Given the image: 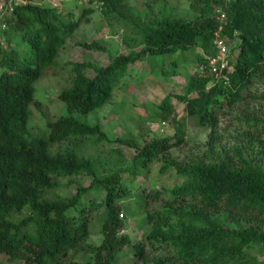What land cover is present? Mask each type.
Segmentation results:
<instances>
[{
	"label": "trees",
	"instance_id": "16d2710c",
	"mask_svg": "<svg viewBox=\"0 0 264 264\" xmlns=\"http://www.w3.org/2000/svg\"><path fill=\"white\" fill-rule=\"evenodd\" d=\"M55 1L0 0V264L4 257L24 264H115L128 245L133 264H264L263 158L253 155L254 135L246 133L242 142L227 146L218 134L224 106H237L244 92L264 78V0H193V18L169 8L170 0H90L106 24L121 28L130 53L103 66L70 63L71 81L59 94L66 113L48 121L44 134L34 135L37 84L59 67L65 46L94 13L90 6L81 18L66 14L47 5ZM220 12L228 20L222 36L237 43L234 71L227 81L195 73L183 94L162 101L153 118L164 127L169 120L175 123L172 137L141 144L131 137L114 139L101 124L85 122L113 101L138 62L162 61L164 81L180 74L194 49L202 51L194 61L207 64L216 55ZM76 45L106 50L98 43ZM174 98L195 126L210 130L207 142L187 160L171 154L187 144ZM251 98L258 100L260 113L245 112L244 118L261 134L264 91ZM115 142L135 150V156L98 149ZM157 162L163 174L174 169L182 185L139 193L133 200L125 175L134 181ZM82 176L92 178L89 187L78 184L72 197L57 194L60 179L73 184ZM90 192L102 201L87 203ZM131 202L141 203L150 227L134 244L121 235L123 211ZM93 228H98L99 243L91 241ZM80 255L92 260L78 261Z\"/></svg>",
	"mask_w": 264,
	"mask_h": 264
},
{
	"label": "rangeland",
	"instance_id": "374dc122",
	"mask_svg": "<svg viewBox=\"0 0 264 264\" xmlns=\"http://www.w3.org/2000/svg\"><path fill=\"white\" fill-rule=\"evenodd\" d=\"M59 1L49 2L47 5L53 8L59 7L66 14L73 12L80 18L84 13V9L90 8V6L94 9V13L90 16L92 22L83 25L65 46L59 67L52 70L49 76L46 75L37 84L36 99L39 107L35 108L34 120L31 123V131L34 135L44 134L48 121L62 113H66L65 106L59 102V94L71 81L72 67L69 65L70 63L90 62L103 66L107 65L118 54L128 55L130 53V48L122 39L121 28L116 24L113 26L106 24L97 6L90 5V0ZM192 1L170 0L168 6L174 8L180 16L193 18L196 17V14L191 9ZM0 26H2L1 23ZM225 40L228 42L231 51L235 52L237 43L229 39ZM77 42L81 44L98 43L106 50L102 52L90 51L76 45ZM200 53L202 51L199 48L190 51L186 61L180 67V74L170 81H164L162 78V61L149 58L138 62L130 68L131 75L124 80L125 84L116 90L113 101L97 116L92 114L89 119H84L85 122L90 125L101 124L104 131L114 139L131 137L141 144L156 137H172L176 132V124L169 120L168 126L163 127L160 121L153 117L157 115L159 106L168 95H181L184 93L189 77L197 73L198 63L194 61V58L195 55ZM263 91L264 78H260L244 92V100L239 102L237 106L225 105L218 134L221 137V143L227 146H232L238 141L242 142L243 139H246V133L254 135L250 139L254 148L253 155L261 156L264 161V131L260 134L261 130L250 127L244 118L246 116L245 112H251L252 115L260 113L258 100L251 98V96L261 95ZM172 103L178 119L185 124L183 130L187 144L183 147L173 148L171 154L180 160H187L196 153V147H203L207 142L210 130L195 126L187 118L185 106L179 100L174 98ZM243 118L244 120H242ZM98 149L104 152L111 149L122 150L128 159H132L136 154L135 150L116 142ZM160 169L161 165L158 162L154 163L149 171L144 172L134 181L131 176L129 178L127 174L125 175L124 186L131 192L133 200L139 193L148 195L154 193V191H170L182 185L184 179L174 169L164 174L161 173ZM60 181L63 187L57 191V194L72 197L76 193L78 184L89 187L92 178L76 177L73 178V184L69 183V178H63ZM85 200L87 203L91 200H98L97 202L100 203L102 198L97 199L94 192H90L86 195ZM140 204V202H131L128 208L125 207L127 211H123L124 233L121 232V235L129 237L133 244L141 242L150 233L147 217L140 210ZM149 208L154 210L156 205L152 203ZM97 229L93 228L92 230L91 241L94 243L101 241L99 233H95ZM260 259L264 262V255L260 256ZM77 260L89 261L92 258L89 255H80ZM135 261L132 246L128 245L118 255L115 264H133ZM3 263L24 264L22 261L9 262L7 257L3 258Z\"/></svg>",
	"mask_w": 264,
	"mask_h": 264
},
{
	"label": "built area",
	"instance_id": "2783aa9c",
	"mask_svg": "<svg viewBox=\"0 0 264 264\" xmlns=\"http://www.w3.org/2000/svg\"><path fill=\"white\" fill-rule=\"evenodd\" d=\"M4 1L6 0H2V2ZM227 1L230 2L231 0ZM219 20L221 26L218 31H216L213 39V45L216 49V55L213 57H209L207 64H199L197 73L212 76L216 79H224L227 81L229 79V74L233 73L234 71V64L238 56V51H236V49L235 52H232L228 46V42L225 40L226 38L222 36L221 31L228 24L227 15L225 12H220ZM121 232L124 233V230Z\"/></svg>",
	"mask_w": 264,
	"mask_h": 264
}]
</instances>
